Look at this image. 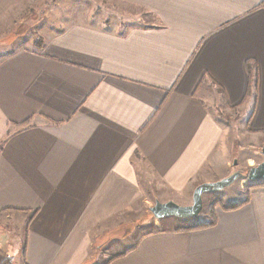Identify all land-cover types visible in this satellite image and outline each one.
Segmentation results:
<instances>
[{
    "label": "crops",
    "instance_id": "crops-1",
    "mask_svg": "<svg viewBox=\"0 0 264 264\" xmlns=\"http://www.w3.org/2000/svg\"><path fill=\"white\" fill-rule=\"evenodd\" d=\"M121 1L150 23L62 21L0 60V218L25 226L0 264H264V179L209 220L148 211L235 171L221 102L264 145V0Z\"/></svg>",
    "mask_w": 264,
    "mask_h": 264
},
{
    "label": "rangeland",
    "instance_id": "rangeland-1",
    "mask_svg": "<svg viewBox=\"0 0 264 264\" xmlns=\"http://www.w3.org/2000/svg\"><path fill=\"white\" fill-rule=\"evenodd\" d=\"M152 18L153 15L140 6L121 0H22L16 7L12 8V11L7 15V19L0 23V60L17 48H27V46H36L37 48L39 45L36 44L39 41L43 42L42 40H45L44 38L51 33V29L62 28V21L74 23L79 19L86 23L107 26L125 32L139 25L150 23ZM66 19H69V21H66ZM223 104L224 102L219 104L216 113L220 115L224 122L227 132L225 141L230 152L233 148L234 153L230 156L231 162L233 163L234 157L235 160L238 159L235 171L243 170V173L232 185L219 191L205 192L202 195L203 210L197 217L180 219L177 216H172V223L167 225L169 227L175 225L185 226L188 223L209 220L216 206L227 205L231 207L238 204L244 198H247L252 189L259 185L256 181H251L248 178V172L251 166H256L263 161L264 155L261 149L264 145L258 142L257 144L250 143L249 134L245 131L248 123L244 122L242 124L237 110ZM156 201V199L150 201V207L154 206ZM192 203L193 201L189 205ZM179 204L186 205L185 203ZM148 211L150 217L154 218L153 212L150 209ZM7 215L4 216L8 218ZM10 216H13V214ZM21 218V216H15L13 219L16 222L10 218H8L9 220L0 218V236H2L0 242H4L7 238L1 231H9V228L19 232L22 229L24 231L25 226L22 223L23 221L21 222ZM153 226V219H151L149 224L140 229L141 231H148Z\"/></svg>",
    "mask_w": 264,
    "mask_h": 264
},
{
    "label": "water",
    "instance_id": "water-1",
    "mask_svg": "<svg viewBox=\"0 0 264 264\" xmlns=\"http://www.w3.org/2000/svg\"><path fill=\"white\" fill-rule=\"evenodd\" d=\"M262 154L264 155V146L261 149ZM235 164H238V160L234 161ZM248 178L251 181L259 182V180L264 179V159L262 162L258 163L256 166H252L249 168ZM243 170H237L232 175L222 178L216 182H208L203 183L196 187L193 193V203L191 205H180L174 200L162 202L157 201L154 206L150 208L153 212L154 216L158 219L169 217V216H177L179 218L185 217H197L203 210V194L205 192L213 191V190H221L226 188L234 183V181L242 175Z\"/></svg>",
    "mask_w": 264,
    "mask_h": 264
},
{
    "label": "trees",
    "instance_id": "trees-1",
    "mask_svg": "<svg viewBox=\"0 0 264 264\" xmlns=\"http://www.w3.org/2000/svg\"><path fill=\"white\" fill-rule=\"evenodd\" d=\"M41 44V42L39 41L38 43H37V45H40ZM257 187V186H256ZM249 194V193H248ZM237 205H239V203L238 204H235V205H233V206H231L232 208H234L235 206H237Z\"/></svg>",
    "mask_w": 264,
    "mask_h": 264
}]
</instances>
